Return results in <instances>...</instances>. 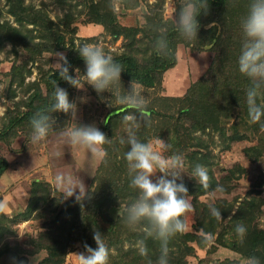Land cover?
I'll return each mask as SVG.
<instances>
[{"label": "rangeland", "instance_id": "374dc122", "mask_svg": "<svg viewBox=\"0 0 264 264\" xmlns=\"http://www.w3.org/2000/svg\"><path fill=\"white\" fill-rule=\"evenodd\" d=\"M248 2H233L239 26L241 18L246 15ZM182 3L183 0H22V5L31 8L35 16L52 21L46 25L38 20L40 25L34 26L29 22L16 21L9 11L11 1L0 0V23L6 22L19 31L18 35H11L13 39L7 38L0 44V132L27 110V98L34 90L39 88L45 93L43 80L46 74L52 69L57 70L55 52H62L66 57L80 56V46L87 43L103 48L113 58L122 54L132 56L141 68L151 65L154 56L160 57L154 52L159 33L153 29L163 26L169 33L174 32L171 29ZM230 8L227 6L228 13ZM103 12L108 14V19L104 18L107 24L101 23L103 17L99 14ZM213 24L215 22L206 28ZM54 30L63 36V48L56 49L50 41L49 33ZM200 32L192 42L172 33L169 42L174 49L175 65L160 74V84L154 87L141 85L149 100L147 110L152 108L159 115L147 114L151 124H142L137 136L142 142H154L160 138L171 145L170 149H160L163 155L179 153L185 159L183 183L188 189L193 211L185 217L187 230L184 233L190 232L195 238L186 242L190 249L185 255L180 256L176 246L170 248L174 257H181L178 264H246L248 258L232 247L233 242L240 241L235 233L238 223L250 220L251 224L264 230V120H261L263 123L251 122L244 107L229 108L227 115H224L226 109L220 108L215 123L198 129L195 122L199 120V113H195V118L180 117L179 108L185 104L174 98L183 97L190 86L199 81L214 83L220 75L209 70L215 55L212 50L215 40L201 45L204 34ZM36 43L42 44L38 46L41 50L35 51ZM77 68L84 87L77 89L70 85L66 88L70 101L78 106L77 122L94 124L107 137L111 136L109 139L115 142L110 146L121 144V137L127 135L123 117L131 110L120 117L114 116L111 121L105 120L107 113L120 105L112 99L111 93L106 91L98 95L85 83L83 59L72 64L73 76ZM130 81L121 75L125 89ZM166 96L169 98L165 99ZM262 98L260 103H264ZM54 118L58 131L70 116L55 113ZM31 131L27 123L17 124L7 129L0 139V156L8 163L0 176V199H7L9 203L7 213L0 214V229L4 231L3 236L0 234V264H14V259L33 264L35 256L36 264H77L75 254L85 251L84 244L96 248L93 236H85L89 234V228L86 233L82 231L81 227L86 223L94 225L97 231H104L102 238L110 249L109 264H134L149 259L138 253L137 244L144 239L143 231L129 229L124 217L118 215L127 203L118 198L114 203L100 202L98 211L91 210L93 203L88 207L91 202H95L96 207L97 201L107 200L110 193L109 199L122 188L121 184L115 183L124 171L127 172L124 153L128 146H119L120 153L99 168L100 161L83 150L60 144L55 133L50 134L46 141L33 144ZM175 135L184 141L181 143ZM56 151L63 155L56 157ZM194 153L196 157L205 156L207 161H191ZM196 164L206 166L210 177L213 176L217 186L223 190L217 191L216 187L208 192L190 191L198 185L189 177ZM57 172H68L80 178L86 185L88 197L82 202H77L75 197L62 199V194L54 186ZM104 185L109 187L108 190L102 191ZM35 186L36 192L32 193ZM209 205L221 211V220L211 215ZM85 215L87 219H83ZM211 218H214L215 231L203 233L197 227V220H204V227L210 230ZM120 231L124 233L112 241ZM155 246L149 248L148 253L152 254V250L153 255L159 252V245ZM258 254L264 257V251Z\"/></svg>", "mask_w": 264, "mask_h": 264}, {"label": "clouds", "instance_id": "9594fccd", "mask_svg": "<svg viewBox=\"0 0 264 264\" xmlns=\"http://www.w3.org/2000/svg\"><path fill=\"white\" fill-rule=\"evenodd\" d=\"M115 10V9H114ZM209 12L208 0H183L175 15L174 29L179 36L188 42L198 38L200 15ZM210 26V25H209ZM244 41L238 56V71L245 76L250 85L246 89V105L250 121L260 122L264 119V103H258L264 97V0H249L247 12L240 21ZM159 33L155 41L154 52L160 57L171 54L167 27L153 29ZM78 53L85 64L83 79L96 93H111L116 104L131 110L130 114L123 117L127 135L121 137L120 143L128 146L124 153L127 162V173L130 178V187L138 191V197L130 205L119 210L118 215L124 217L126 226L133 230H142L144 239L137 244L138 253L148 257V248L145 241L151 238L159 242L160 255L155 264H169V242L177 234L187 230L185 217L193 211L188 189L183 183L185 159L182 154L173 153L169 156L162 154L160 149H170L171 145L160 138L153 142H142L137 136V130L143 124L150 126L151 121L147 115L148 98L143 94L141 84L132 79L127 89L121 83V74L125 71L122 64L115 61L112 55L107 54L103 48L83 44ZM57 72L61 79L74 88L81 89V80L78 77L80 69H75L76 75L70 74L71 65L62 52H55ZM54 91L50 102L41 110L34 113L30 119L31 142L39 144L55 133L60 144L71 149H80L104 164H107V150L105 145L110 144L107 138L94 124L84 125L77 122L78 106L70 101L66 89L53 81ZM55 113H64L70 119L64 127L57 131ZM56 157L63 155L61 151L54 152ZM157 173H160L157 176ZM155 177V179H153ZM190 178L205 190L210 188L212 178L206 166L196 164L189 175ZM178 181H180L178 183ZM54 186L66 200L75 197L77 202H82L88 197V190L84 182L68 172H57L54 176ZM217 186V191H222ZM9 209L7 199H0V214H6ZM210 213L216 220H221V211L209 205ZM237 237L243 242L247 227L238 223L235 226ZM93 239L96 248L84 244V252L76 253L77 264H109L110 249L99 231H95ZM36 264V256L32 258ZM14 264H24L15 261ZM147 264H153L151 259ZM246 264H260L257 257H249Z\"/></svg>", "mask_w": 264, "mask_h": 264}, {"label": "trees", "instance_id": "16d2710c", "mask_svg": "<svg viewBox=\"0 0 264 264\" xmlns=\"http://www.w3.org/2000/svg\"><path fill=\"white\" fill-rule=\"evenodd\" d=\"M10 1H11V6L9 8V11L11 12V14L14 15L15 20L19 21V23L29 22V24H32L34 26L40 25V22L38 20L44 21L46 25L52 23L51 20L45 19L44 17L42 18L41 16H35L32 13L31 8L27 7L26 5H22V0H10ZM233 2L234 0H208L209 3L208 14L207 15L202 14L198 17V20L200 22L199 32L201 31L200 33L204 34V38L202 40L201 45L211 44L213 40H215L212 47V50L214 51L215 55H214V59L211 62V65L209 66V70H212L214 74L219 73L220 74L219 77L217 79H214V83L211 81L209 82L199 81L197 84L190 86V88L183 97L174 98L175 100H179L185 104V106H181L179 108L180 117L184 116L186 118L189 116L195 118L194 116L195 113H199L197 117L199 118V120L197 119L195 122L197 124V129L204 128L205 126L207 127V125L211 124L212 122L215 123L217 117L216 114L219 113L220 108H223V110L226 109V114L224 115L228 114L227 109L229 108L231 109H234L233 107L247 108L246 89L249 87L250 81L245 76L241 75L240 72L238 71L237 60L241 52L244 37L241 27L238 24L237 19L239 16L237 14V10H235L234 8ZM227 6H231L230 13H228L227 11ZM99 15L103 17V19H101V23L102 22L106 23V20L104 18L108 19V14L106 12H103L102 14ZM212 17H214L215 19L212 20ZM111 21H113V19ZM111 21L108 24H110ZM213 22H215V24L206 28L208 24ZM225 26L228 28L227 30ZM219 28L221 30L217 35V31ZM171 31L174 32L167 33L168 40H171V38L173 37L172 33L173 35L174 33L178 34L174 28H172ZM17 32L19 31L16 28L12 29L11 26L9 27L6 22L0 23V44H2V42L5 39L10 37L12 38L14 33L18 35ZM49 35H50L49 39L50 41H53L56 49L57 47L63 48L65 46L64 38L60 32H55L54 30L53 32H50ZM115 35H118V33L116 32ZM169 44L171 43L169 42ZM40 45L42 44L36 43L35 51L41 50L38 48V46ZM170 48L172 49V51L168 57L157 58V56H154L153 63L151 65H147L142 68L138 65V63L135 61V59L132 56L126 54L115 56L114 59L116 62L122 64L125 69V71H123L121 74L122 77L128 80L134 79L138 81L141 85H144L145 87H154L157 84H160V80H161L160 74L168 70L169 68H172L175 65V54L172 44L170 45ZM79 59L82 58L77 55L67 57V60L71 66L72 64H76ZM70 74H71V70H70ZM46 75L47 76L43 80V83L45 85V93H43L41 89L37 88L36 90L33 91L32 94H30V96L27 98V104H26L27 110L23 111L19 116H17L16 118L10 121V123L5 127V129L0 132V139H2L7 129L14 127L17 124L27 123L28 125H30V119L34 115V113L41 110L42 108H44L46 105L49 104L50 97L54 91L53 81H56L59 87H64L65 89L68 86H70L66 81L60 78L59 72H57L56 69L54 70L52 69ZM164 98L167 99L169 97L166 96ZM258 103H260L259 100ZM127 111H129V109H127L125 106L120 105L114 108L113 110L109 111L106 115L105 120L111 121L114 116L120 117ZM150 113L152 115H159V113H157L152 108L147 110V114ZM261 123H263V121ZM105 129L108 128H106L105 126ZM176 132H179V130H177ZM174 137L178 139L181 143L182 141H184L179 139L180 137L178 135L177 136L175 135ZM107 138H111V136H108ZM111 142H115V141L111 140ZM112 146L114 147L113 149H111ZM112 146H110L109 144H107V146L106 145L104 146L108 153L107 161L109 160V158H112L113 156L120 153V150L117 148L119 146H122V144L113 143ZM190 160L191 161L196 160L202 163L207 161L205 156L196 157V153H194V155L191 156ZM103 164L104 163L101 162L99 168ZM7 166H8L7 160L4 157L0 156V176L7 169ZM211 178L212 180L209 189L205 190L198 184L195 185L194 190H190V191L208 192L216 188L217 182L213 176H211ZM115 184L122 185V188L119 189L117 194H114L112 197L108 199V197L111 195L109 193L107 200L97 201L98 203L96 202V207H95V202H91L88 207L92 206L93 203L94 208H91V210L98 211L101 203H103L104 201H108L109 203H114L118 198H120L121 201L129 205L130 201L132 203L138 197V191L130 187V178L127 172L124 171V173L116 180ZM36 186L33 189L32 193L36 192L37 189ZM108 188L109 187L104 185L102 191L104 189L108 190ZM248 210H250V208H248ZM101 215L102 217L103 216L105 217V214L101 213ZM83 217H84L83 219H87L88 216L85 215ZM204 220H206V218H204ZM204 220H197V225H198L197 227L201 229L203 233H213L215 231L213 225L214 218L210 219V230H207V228L204 227L203 224ZM242 223L245 224L247 227V234L243 242L241 241L233 242L232 250L239 252L240 255L247 258L254 256L262 257V259L261 258L259 259H261L260 264L261 263L263 264L264 257L261 254L259 255L258 252L264 251V230L257 228L255 225L251 224L250 220H244ZM81 228L83 233L84 232L86 233L87 231L86 229L89 228L90 230L89 234L85 235L88 237H92L94 235V232L97 231V228L94 225L91 224L89 226L88 223H86V226L83 225ZM99 232L102 235L104 233V231H102L101 229H99ZM121 233L124 232L123 231L117 232L115 236H113L112 241H114L118 237V235L120 236ZM0 234L1 236L4 235V231L2 232L1 229H0ZM194 238L195 236L190 232L177 234L172 238L173 240L171 241V245H169V249L172 246H176L178 249L176 250L180 253V256L185 255V253L187 254V251L190 249L189 246L186 244V242L193 240ZM145 243L148 249L149 248L152 249L156 247L155 244H157V246L159 245L158 241H155L151 238H148L145 241ZM159 255L160 252H155V254L153 255V250H152V254L148 253V257H150L149 259L152 260L153 264H155ZM179 257L178 256L174 257L173 252L170 251L169 263L178 264ZM147 260L148 259L144 260L142 263L136 262L134 264H147Z\"/></svg>", "mask_w": 264, "mask_h": 264}, {"label": "crops", "instance_id": "0c3cea01", "mask_svg": "<svg viewBox=\"0 0 264 264\" xmlns=\"http://www.w3.org/2000/svg\"><path fill=\"white\" fill-rule=\"evenodd\" d=\"M169 79V76L167 77V80Z\"/></svg>", "mask_w": 264, "mask_h": 264}]
</instances>
